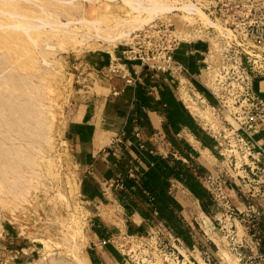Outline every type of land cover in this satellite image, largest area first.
<instances>
[{"label":"rangeland","instance_id":"374dc122","mask_svg":"<svg viewBox=\"0 0 264 264\" xmlns=\"http://www.w3.org/2000/svg\"><path fill=\"white\" fill-rule=\"evenodd\" d=\"M65 1L20 0L16 9L18 13L13 12L14 10H10L12 13L0 11V22L8 24L12 20L10 22L12 24L22 22L25 25H40L42 22L38 16L42 13L46 17H50L49 14L60 15V19L65 22L66 15L62 13L64 9L60 5L65 4ZM76 1L83 7L86 22H93L92 24L97 27L106 15L108 18L103 20L106 24V20L110 21L111 26L108 24L105 26L103 21L104 23L98 26L99 30H104V26L105 28L114 26L112 27L114 31L119 26L116 33L110 30V37L115 36L114 34L119 35L123 31L124 34L129 33V35L120 37V40L116 39L112 45L105 44L101 38H98L100 44H96L98 47H95L93 40L97 37H91V40L85 37L81 38V42L67 41L60 45L59 33L55 31L51 33L50 26H46L38 36L34 35L36 39L34 41L28 37V34L35 29L21 30L22 37L19 39L10 33L14 30L11 26L0 25V33L11 37L9 39L12 40L7 46L5 40L0 43V264H78L75 260L77 256L84 258L87 264H137L136 259H128V256L114 245L99 243L97 235L106 233L109 237L111 234L127 233V229L121 232L124 227L126 228L124 217L127 200L124 201L123 196H118L115 192L117 190L110 186L111 182L107 185L103 184L104 189H99L97 186L92 191L87 190L86 166L81 163L83 160L79 156L80 150L78 151L71 130L77 109L87 96L92 97V92L101 93L102 86L109 92L112 89L114 93L112 81L120 78L114 74L115 65L126 71L118 64L124 62L122 50L132 39L133 33L143 27L144 23L139 21L140 17L149 16L147 10L155 8L156 4L149 0H137L134 6L138 8H135L130 4L134 0H69L67 2L76 3ZM157 1H162L167 8L175 5L172 0ZM223 3L225 5L221 10L219 8L213 10L211 18L219 22L223 28L226 26L227 14L236 17L238 27L233 31L234 34L204 25L202 19L198 17L196 20L181 17L182 11L176 10L171 14H165V18L174 23L173 29L177 31L175 35L180 42L175 50L176 58L173 59L172 67L165 72L164 86L168 87L169 91L166 99L168 104L176 103L179 107L178 112L174 109V114L183 111L187 121L182 127L180 126L183 130L176 142L178 156L182 155L189 163L181 164L184 159L167 152L168 161L173 162L175 164L173 166L178 165L181 173L178 177L174 175V184L184 185L180 186V192L178 191L175 200L185 211L184 214L178 211L183 219L178 222H171L167 218L170 212L167 215L161 214L158 220H153L149 213H144L143 217L147 220L144 230L134 239L138 238L137 242L144 240L149 232L157 229L159 221L165 219L167 223L162 221V224L166 223L165 226L172 235L170 238L168 230L164 231L169 235L165 242L171 247L169 241L174 244V238L179 237L180 243L176 242V245L183 254L181 257L184 259V264L191 262L253 264L257 261L264 264L260 252L256 249V241L251 236L257 225L253 226L251 217L240 214L238 210L243 211L244 206L234 202L237 200L236 191L231 188L241 184L243 190L239 192L247 198L252 192L249 190L251 187L249 184H264V0H223ZM212 5H216L214 0ZM6 9L5 11L9 10ZM40 9L48 12L44 13ZM131 9L138 11L134 12ZM18 16L22 17L18 18ZM129 16L131 18L136 16L139 21L136 23L142 24H138L134 29L128 27L123 31L119 30L121 22ZM116 17H119L121 22L117 21ZM96 19H100L101 22H95ZM84 24L79 25L81 31H89L88 23L83 26ZM182 30L189 32L188 43L179 36L181 33L178 32ZM199 31H204L203 36L200 34L197 35L198 38L194 37ZM212 39L219 44V51L216 52L217 77L214 85L210 87L204 70L208 68V64L205 63L208 49L214 46ZM89 40L92 42L89 43ZM188 44L195 45L198 50L195 49L194 53L188 54L186 46ZM54 45L56 48L52 51L51 47ZM183 48L187 65L178 62V59H181L178 54H181ZM42 58L46 60L43 61ZM134 63L140 66L139 62ZM179 65L187 68V71L179 68ZM142 70L144 69H141L137 75L133 73L132 75L138 76ZM183 78L188 81V85H195V89L201 92L198 109L188 107L186 100L182 98L180 81ZM136 83L132 84L135 88L132 94L138 90ZM135 94L137 96V93ZM210 109L213 118L212 121H206ZM45 116L51 121L50 143L39 137V135L45 136L44 133L48 132V128L45 130L40 128V121H45L43 120ZM188 133L195 134L202 144L209 148L206 151L212 158H206L203 153L192 149L188 141ZM154 137L156 139H152L151 142L160 145L164 150L160 139ZM37 141L38 143L42 141L44 144L43 153L45 156L48 155L45 157L42 153L44 160L33 149L32 143ZM194 143L197 144L195 141ZM143 144L145 149V142ZM172 151L176 153L174 149ZM189 153L190 157H188ZM34 155L37 156V164L33 166V171L27 159ZM47 159L49 162L46 161ZM184 164H189L190 167H184ZM190 169L193 175L189 174ZM164 176L169 179L164 180L165 184H172L169 175ZM209 176L218 180V183L226 185V193L232 198V206L240 208L234 210L233 216H229L224 207H220L208 193L206 187L208 183L205 178ZM199 191H203L206 195L204 201L197 198ZM117 198H122L121 202L117 203ZM251 198L248 197L249 200ZM255 198L263 197L257 196L252 199L253 203L257 204ZM80 226L83 227L81 243L77 242L76 236H72V229ZM209 228L211 229L208 232ZM40 236L59 240V244L46 248L39 240ZM215 239H218L221 245ZM234 242L236 245L242 243L246 247L236 249ZM77 244L80 245L79 249L73 254ZM101 244L113 249V253L116 254L115 259L112 257L113 262L108 260L107 255L103 257L97 251L96 247L101 248ZM135 245L137 249L138 244ZM71 246H74L72 252L67 251L72 249ZM251 246L254 251H251Z\"/></svg>","mask_w":264,"mask_h":264},{"label":"crops","instance_id":"0c3cea01","mask_svg":"<svg viewBox=\"0 0 264 264\" xmlns=\"http://www.w3.org/2000/svg\"><path fill=\"white\" fill-rule=\"evenodd\" d=\"M186 46L188 54L194 53L197 49L195 45L189 46L188 44ZM180 53L178 56L181 59H178V62H184L187 65L188 62L185 63L186 59L184 58V48ZM137 67L138 64L132 63L129 68L131 73L134 74L135 71L142 69L140 66ZM165 74H154L148 70H142L141 74L138 75L136 83L138 90L133 92L134 95L132 91L135 88L132 85H127L126 87L129 88L127 89L124 87V80L115 78L112 81L113 88L123 91L116 95L112 89L109 92L106 87H100L101 93L92 92V97L87 96L84 103L79 105L76 119L72 121L73 130L71 133L77 142L78 151L80 150L79 156L83 160L81 163L86 166L85 187L87 190L92 191L97 186L99 189H104L103 184L107 185L114 182L122 175H124V180L126 179V189L114 191L118 196H123L124 201L127 200L128 202V204L126 202L124 217L127 233L138 234L143 232L144 224L147 221L143 217L144 213H149L153 220H158L161 214L167 215L170 212L171 216L169 215L167 218L171 222H178L182 219L179 212L184 214L183 211H185L177 205L175 200V196L178 195L180 186L183 184H174V175L178 177L181 173H179L178 165L173 166L174 163L168 161L167 152H172L177 158L184 159L180 162L181 164L189 163L182 155L178 156L179 151L176 142L179 140L181 130H183L181 129L182 125L187 121L183 111L177 114L179 107L176 106V103L173 105L166 101L169 91L168 87L164 86ZM174 109L177 111L175 114ZM186 117L188 118V115ZM154 136L160 139L161 144L167 145L165 147L162 145L164 150L161 149L160 145L157 146L151 142L152 139H156ZM187 136L193 150L203 153L206 158H212L206 151L209 148L203 145L195 134L188 133ZM260 140L263 141V139ZM143 142L146 144L145 149L141 147ZM173 149L176 153H173ZM190 156L189 153L188 157ZM172 161L174 160L172 159ZM185 166L190 167L189 164H184ZM129 173L134 176H130ZM165 174L169 175L172 184H165L164 180H169L168 177L164 176ZM189 174L193 175L191 169ZM228 190L231 192L230 189ZM232 190L236 191L237 200L235 199L234 202L246 207L249 201H247L248 197L244 198L236 189ZM205 197L203 191L197 192L199 200L204 201ZM121 199L117 198V203ZM230 199L232 200V198ZM255 199L264 221V198ZM175 209L176 212L174 213ZM206 218L208 217L206 216ZM97 236L99 243H102L103 239L107 237L106 233ZM261 237L263 238L262 243L257 247V251L264 252V234ZM109 247L101 244V248L97 246L96 249L103 257L107 255L108 260L112 261V257L115 259L116 254ZM102 256L99 257L102 258Z\"/></svg>","mask_w":264,"mask_h":264},{"label":"built area","instance_id":"2783aa9c","mask_svg":"<svg viewBox=\"0 0 264 264\" xmlns=\"http://www.w3.org/2000/svg\"><path fill=\"white\" fill-rule=\"evenodd\" d=\"M187 1V0H185ZM193 2L201 3L204 11L212 17L213 10H221L222 6L225 4L223 0H214L216 5L213 4V0H188ZM213 8V9H212ZM236 17L227 14V18L225 19V33L231 32L234 34V30H237L238 27ZM174 23L168 19L158 17L156 20L148 25H145L142 29L138 30V32L134 33L132 39L125 44V48L122 50V60L123 63L119 62L120 66L123 65L126 71H122L118 65H115L114 74L117 77H120L124 80L125 86L132 85L138 81V76H133L130 71V63L139 62L140 68L144 70H148L153 72L154 74L165 73L168 68L172 67L174 62V53L180 44L178 37L174 34L176 31L173 29ZM210 27V26H209ZM179 68L182 70H186L184 66L179 65ZM139 71H135L134 74H138ZM122 89L115 88L114 94L118 95L122 92ZM144 144H141V147L144 148ZM246 171V168L244 169ZM253 171V168H251ZM130 176H134L129 173ZM242 177V176H240ZM205 180L208 184H206L208 193L211 195L213 200L221 207L227 211L229 216H233L235 209H240L238 207H233L231 199L226 193V185L218 183V180L209 176L206 177ZM247 185V184H245ZM251 185L250 189L252 192L248 195V197H252L251 200L247 198L248 204L244 207V210L240 211L244 217H251L253 226L257 225L255 231L251 233V236L254 237L256 241V249L262 243L261 235L264 234V221L262 219V213L257 204L253 203V198L257 196H262L264 198V184H249ZM111 187L116 190H125L126 184L124 180V175L119 176L114 182H111ZM232 189H236L238 192L243 190L241 184H236L235 187H231ZM253 189V190H252ZM240 193V192H239ZM241 194V193H240ZM243 195V194H241ZM230 212V213H229ZM161 219V218H160ZM166 222L165 219H161ZM162 221H159L157 229L152 232H149L146 235L144 240L138 241L134 239L137 234H111L108 238L103 239L104 244L110 243L118 248L124 255L128 256V259L137 260V264H164L167 262L168 264H184L183 254H181L177 243H180L179 237L174 238V244L170 243L171 247H168V243L165 242L166 237L171 233L168 230L165 224H162ZM164 229V230H163ZM168 230V234L164 231ZM164 237V238H163ZM151 238V239H150ZM233 239V237H232ZM137 242V243H136ZM138 244V250L135 249ZM236 245V243L234 242ZM236 249L244 248L242 243L236 245ZM251 251H254L252 246L250 247ZM258 250V249H257ZM139 251V252H138ZM260 252V251H258ZM182 256V257H181ZM260 257L264 258V252H260ZM261 258V259H262ZM253 263V262H252ZM188 264V263H187ZM194 264V262H191ZM253 264H261L260 261H257Z\"/></svg>","mask_w":264,"mask_h":264},{"label":"bare ground","instance_id":"6f19581e","mask_svg":"<svg viewBox=\"0 0 264 264\" xmlns=\"http://www.w3.org/2000/svg\"><path fill=\"white\" fill-rule=\"evenodd\" d=\"M19 1L20 0H0V11H2V12H9L10 10H14L13 12H17L18 13V11H16V9L19 7V5H18V3H19ZM65 1V0H64ZM67 1H69V0H66L65 1V4H60L61 5V7L64 9V12H62L63 14H65L66 15V21L65 22H63L61 19H60V15H48V16H50V17H46V15H43V13H42V15L41 16H38V18L41 20V24L39 25H37V24H33V25H31V24H24V23H22V22H13V24L12 23H10V22H12V20L8 23V24H6V23H1L0 22V25L2 26V25H4V26H7V27H9V26H11L12 27V29H14L13 31H12V29H11V31L12 32H10L11 34H12V36L13 37H17V38H19V39H21V37H22V35L20 34V32H22L23 30L24 31H27L28 29L31 31V30H33V29H35V30H33V32L31 33H27L28 34V37L29 38H31V39H34V35L35 36H38L39 35V33L44 29V28H46V26H50L49 28L50 29H52V32L51 33H54V31L55 32H57V33H59L58 35H59V43H60V45L61 44H63V43H66L67 41H71V42H73V43H76V42H81V38H85V37H87V38H89L90 40L92 39L91 37H97L96 39L94 38V40H93V42H94V44H95V47H98V46H96V44H100V42L98 43V41H97V39L98 38H101L104 42H105V44L106 43H108L109 45H112L114 42H116L115 40L117 39H119L120 37H122V38H124V37H127L128 35H129V33H127V32H125V33H127V34H124V29H126V28H128V27H130V28H136L137 27V25L138 24H142V23H144L143 24V27L145 26V25H148V24H151V23H153L155 20H156V18H158V17H161L160 15H162L163 17L162 18H165V14L166 13H168V14H171V13H173L174 11H176V10H178V11H182L183 13L182 14H180V16L181 17H186L187 19H192L193 18V20H196V17H198V18H200V19H202V22L204 23V25H207V26H210V27H216L218 30H220V31H223V28L221 27V25L219 24V22H216V21H214L205 11H204V9H203V7H202V5H201V3H199V2H193V1H185V0H172V1H174V3H175V5L173 6V7H169V8H167L166 6H164L163 5V3H162V1H157V0H149L150 2H154L155 4H156V7L155 8H152V9H146L147 11H148V15L149 16H146L145 18H141L140 17V19H139V21H142V23L140 22V23H138L139 21H138V18L136 17V16H133V18H131L130 16V18L128 17V19L125 21H123V22H121V20L120 19H118L117 17V21L119 20L120 22H121V29H119V30H122L123 31V33H119V35H116V34H114L115 36H112V37H110L111 35H109V34H111V31H113V29H112V27L114 28V26H112L111 28L109 27V26H111V25H109L110 23V21L108 22V20H106L107 21V24L109 25L108 27L109 28H105V26L107 25L106 24V22L103 20V18H108L106 15H104V17L101 19V17H100V19L102 20V22L104 21L105 22V26H104V30H99V28H98V26L100 25L101 26V24H103L102 22H101V20L100 19H96L95 20V22L97 21V23H98V21H100L101 23L99 24H97V27L95 26V25H93L92 23H90V21L88 22H86V19H85V16H83V7H82V5L79 3V2H77L76 1V3H71V2H67ZM123 1V0H122ZM121 1V2H122ZM127 1V0H126ZM130 1V0H129ZM136 1L137 0H134V1H131L130 2V4L132 5V7H135L134 5H135V3H136ZM125 2V1H124ZM138 2V1H137ZM58 5V4H57ZM60 5H58V6H60ZM172 5V4H171ZM3 7V8H2ZM7 8V9H9V10H7V11H5V8ZM41 7V6H40ZM43 8V7H42ZM135 8H138V7H135ZM150 8V7H149ZM44 9H46V8H44ZM41 10V9H40ZM131 10H133L134 12L137 10L138 11V9H131ZM131 10H130V12H131ZM41 11H43V10H41ZM45 11H47V10H45ZM45 11H43L44 13H45ZM132 11V12H133ZM136 11V12H137ZM11 12V11H10ZM48 12V11H47ZM46 12V13H47ZM12 13V12H11ZM37 13V12H36ZM50 13V12H49ZM153 13H158V14H153ZM160 13H162V14H160ZM188 15H187V14ZM2 14V13H1ZM136 14V13H135ZM177 14V13H176ZM4 15H6V14H4ZM12 15V14H11ZM131 15V14H130ZM137 15V14H136ZM179 15V14H178ZM7 16V15H6ZM10 16V15H9ZM14 16V15H13ZM26 16V15H25ZM15 17H17V16H15ZM19 17H22V16H18V18ZM32 17H34V16H32ZM135 17H136V19H135ZM30 18V17H29ZM109 18H111V17H109ZM33 19V18H32ZM111 19H113V17L111 18ZM122 19V18H121ZM142 19V20H141ZM166 19V18H165ZM9 20H10V18H9ZM30 20V19H29ZM115 20V19H114ZM192 20V21H193ZM7 21V20H6ZM31 21V20H30ZM117 21H115L114 23L115 24H117L116 22ZM136 21H138L137 23H136ZM144 21V22H143ZM191 21V23H193ZM28 22V21H27ZM34 22V21H33ZM120 22H118V23H120ZM190 22V21H189ZM29 23V22H28ZM85 23V24H84ZM88 23V24H87ZM90 23V24H89ZM113 23V22H112ZM136 23V24H135ZM81 24H84L83 26H85L86 24H87V26H88V30L89 31H87L86 30V32H84V30L83 31H81V29H80V26H81ZM22 25V26H21ZM24 25V26H23ZM80 25V26H79ZM119 24H117V26H118ZM0 26V27H1ZM99 26V27H100ZM103 26V25H102ZM135 26V27H134ZM185 26V25H184ZM10 27V28H11ZM115 27H116V25H115ZM119 27V26H118ZM118 27H116V30H117V28ZM142 27V28H143ZM103 28V27H102ZM142 28H140V29H142ZM186 29H187V27H185ZM2 29V28H1ZM4 29V28H3ZM6 29V28H5ZM8 29V28H7ZM40 29V30H39ZM107 29V30H106ZM109 29V30H108ZM139 29V30H140ZM22 30V31H21ZM111 30V31H110ZM116 30L114 29V33H116ZM131 31H132V29H130ZM45 32H46V30H44ZM134 31V30H133ZM136 31V30H135ZM29 32V31H28ZM48 32V31H47ZM50 32V31H49ZM48 32V33H49ZM112 32V33H113ZM136 32H138V30L136 31ZM135 32V33H136ZM177 32V31H176ZM175 32V33H176ZM198 32V31H197ZM196 32V33H197ZM203 32L204 31H199V34H196L194 37H196L197 35H200L201 34V36H203ZM174 33V34H175ZM178 33H181L179 36H181V38L183 39V41H185V43H188L189 42V39H190V35H189V32L188 31H184V30H182V32L180 31V32H178ZM25 34V33H24ZM134 34V33H133ZM193 37V38H194ZM11 39V37H8L7 35H5V34H3V33H0V43L2 42V41H4L5 42V44H6V46L8 45V42L9 41H12V40H10ZM197 38H198V36H197ZM13 39V38H12ZM49 39V38H48ZM179 39V38H178ZM36 39H34V41H35ZM88 41L89 43L90 42H92V41ZM120 40V39H119ZM212 41H213V43H214V48L213 47H210L209 49H208V52H207V56H206V59H205V63L206 64H208V68H206L204 71L206 72V74H207V77H208V82H207V84H208V86H213L214 85V81H215V77H217L216 75H217V72H218V67H217V65H216V62H217V56H216V52L217 51H219V44L216 42V40H214V39H212ZM118 43V42H117ZM3 44V43H2ZM10 44V43H9ZM60 45H58V46H60ZM109 45H106L107 47L109 46ZM49 47H50V44H49ZM101 48H102V46H100ZM106 47V48H107ZM110 47V46H109ZM52 49V51L56 48V46L54 45V46H52L51 47ZM104 48V47H103ZM48 50V49H47ZM39 52V51H38ZM111 52H113L112 50H111ZM40 54V53H39ZM113 54V53H112ZM45 57V56H44ZM113 57H114V54H113ZM48 58V57H47ZM43 59V58H42ZM45 60H46V58H45ZM44 59H43V61H45ZM55 62V61H54ZM57 62V61H56ZM122 67H123V65H122ZM53 68V67H52ZM54 69V68H53ZM56 70V69H55ZM58 71V70H57ZM55 75V74H54ZM180 83H181V95H182V98L184 99V100H186V103L188 104V107L190 106L191 108H193L194 110L197 108L198 109V107H199V104H200V101H199V94L201 93L199 90H196L195 89V85H193V84H191V85H188L189 83H188V81L185 79V78H183L181 81H180ZM41 89V88H40ZM204 96V95H203ZM37 98V97H36ZM204 99H205V101H207V99L204 97ZM42 103V102H41ZM43 104V103H42ZM208 104V103H207ZM44 105V104H43ZM205 105V104H204ZM203 105V106H204ZM208 108H210V105L208 104ZM196 112V111H195ZM209 112V111H208ZM210 114L208 115L209 116V118H206V121L207 120H209V121H212V114H211V109H210V112H209ZM42 114H44V111H42ZM204 115H206V113L204 114ZM211 116V117H210ZM46 118L45 119H43V120H45V121H40V128H41V130L43 129V130H45L46 128H48V132H46V133H44V135L45 136H43L42 137V135H39V137H40V139H42V138H44L43 139V141L45 140L46 142H48V143H50L51 142V136H50V131H51V129H50V125H51V121L49 120V118L47 117V116H45ZM48 123H47V122ZM50 123V124H49ZM52 127V126H51ZM43 143H42V141L40 142V143H38V141L37 142H33L32 143V146H33V149H35L37 152H38V155H40V158L42 159L43 158V160H44V156H45V154L43 153L44 152V150H43ZM44 154V156H43V154ZM41 155L43 156V157H41ZM48 156V155H47ZM47 156H45V157H47ZM50 156V155H49ZM36 158H37V156H32L31 158H29V159H27V162H28V165H30V166H32L31 167V169L34 171V169H33V166L35 165V164H37V162H36ZM216 158V157H215ZM48 159H50V157L48 158ZM48 159L46 160V161H48ZM49 162V161H48ZM60 196V195H59ZM51 200V199H50ZM116 204V203H115ZM107 206V205H106ZM107 208V207H106ZM116 211H118V208L116 207ZM121 220V219H120ZM121 222H123V221H121ZM120 222V223H121ZM119 224V223H118ZM123 224V223H122ZM83 226V225H82ZM71 227V226H70ZM74 227V226H73ZM82 228L83 227H77V228H74V229H72V236H76L77 237V242L79 241V243H81L80 241L82 240V237H81V233H82ZM125 227L123 228V230H121V232H125ZM60 230V229H59ZM84 231V230H83ZM210 230H208V232H209ZM61 232V231H60ZM217 234V233H216ZM39 240L42 242V244H43V246L44 247H49V248H51V246H53V245H57V244H59V240H54V239H52L51 237H48V236H40V238H39ZM216 240V242L217 243H219L220 245H221V243H220V241L218 240V239H215ZM66 244H67V242H66ZM76 244V243H75ZM74 244V245H75ZM60 245H61V242H60ZM78 245V244H77ZM67 246H68V244H67ZM79 246L80 245H78V246H75V251L74 252H72V250H73V247L71 246V250L69 249V250H67V251H70V252H72L73 254L74 253H76V250H78L79 249ZM54 247V246H53ZM81 248V247H80ZM70 252H67V254L68 255H71V253ZM72 254V255H73ZM74 256V255H73ZM75 257V256H74ZM73 257V258H74ZM78 258L76 259L75 258V260H77V262H78V264H87V262H86V260L84 259V258H79V256H77ZM228 257H229V255H228ZM230 258V257H229ZM231 259V258H230ZM51 260V259H50ZM52 261H53V259H52ZM42 264V263H41ZM43 264H45V263H43Z\"/></svg>","mask_w":264,"mask_h":264},{"label":"trees","instance_id":"16d2710c","mask_svg":"<svg viewBox=\"0 0 264 264\" xmlns=\"http://www.w3.org/2000/svg\"><path fill=\"white\" fill-rule=\"evenodd\" d=\"M125 180H126V179H125ZM125 184H127L126 181H125Z\"/></svg>","mask_w":264,"mask_h":264}]
</instances>
